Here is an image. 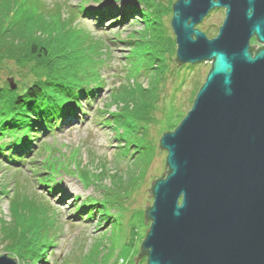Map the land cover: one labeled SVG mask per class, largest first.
I'll list each match as a JSON object with an SVG mask.
<instances>
[{
    "label": "rangeland",
    "instance_id": "374dc122",
    "mask_svg": "<svg viewBox=\"0 0 264 264\" xmlns=\"http://www.w3.org/2000/svg\"><path fill=\"white\" fill-rule=\"evenodd\" d=\"M23 1L0 0V41L19 51L0 61V87L11 92L0 119L12 115L13 97L46 80L47 97L50 89L67 93L75 106L57 130L32 140L22 167L0 162V218L16 237L29 240L12 243L0 229V255L16 264H134L150 225L144 223L153 201L147 189L165 167L160 137L190 109L211 62L177 66L171 26L176 0H31L35 13ZM143 10L148 26L138 17ZM92 12L99 16H85ZM223 18L224 9H213L196 27L211 38ZM29 41L62 57H28ZM58 60L64 66L57 67ZM96 85L101 88L92 98L79 95ZM20 250L39 254L30 261L16 255Z\"/></svg>",
    "mask_w": 264,
    "mask_h": 264
},
{
    "label": "water",
    "instance_id": "95a60500",
    "mask_svg": "<svg viewBox=\"0 0 264 264\" xmlns=\"http://www.w3.org/2000/svg\"><path fill=\"white\" fill-rule=\"evenodd\" d=\"M217 8L224 18L209 38L196 24ZM172 10L177 66L211 67L160 137L167 169L147 189L134 264H264V0H176Z\"/></svg>",
    "mask_w": 264,
    "mask_h": 264
},
{
    "label": "trees",
    "instance_id": "16d2710c",
    "mask_svg": "<svg viewBox=\"0 0 264 264\" xmlns=\"http://www.w3.org/2000/svg\"><path fill=\"white\" fill-rule=\"evenodd\" d=\"M25 2L30 3V7L31 9L33 8L34 13L37 11L34 10L38 9L36 8V3L31 2V0H24L23 4H25ZM86 10L87 7L84 6L81 7L78 12L80 13L81 11H84L83 13H85ZM98 13L99 12H97V14H93V12L92 14L86 13L85 16H91L89 18H95V16H99ZM143 13L145 14L144 17H138H141V20H144V24H147L146 26H148V24L151 22L150 16L148 12L145 13L144 10ZM135 21L138 22L140 20L136 19ZM145 25L144 27H146ZM10 29L11 27L6 28V32L8 33V35H11ZM142 30L143 28L141 29V32ZM138 33L140 34V31ZM131 42L132 45L137 43L136 40H131ZM27 43L28 44L24 48L28 57H36L37 60L49 59V61H52L55 57L59 59L60 57H62L61 52H56L53 56H51V51H48L45 44H40L35 41H29ZM1 44L3 43L0 41V61L5 58H13L15 56V53H19V51L16 50L13 46L8 47L6 43H4L3 45ZM56 62H58L57 67H59L60 64L64 66V64L60 60ZM187 66L192 67V64H189ZM41 68L43 67L40 65L38 69L41 70ZM95 87L96 88H92L89 90H81L79 92V95H86V93H88L89 95L87 94V96L90 99L93 97L92 95L94 94V89L98 90L101 88L100 85H96ZM48 88H50V86L48 85V80L42 81V83H35L28 86L22 94L16 95L9 101L10 112L12 113V115L5 119H0V162L2 161L5 164H9L15 167H22L23 163L29 161L30 159L29 148L30 144L32 143V140L37 139L43 134H47L48 132H53L54 130H57L56 123H63L64 117H66V115L72 111V108L75 106V99H72V95L68 97L67 93L56 94L52 92V89H50L51 94L49 95V97H47V94L49 93ZM9 90L10 89L8 88L3 89L2 87H0V105L3 103L2 100L4 99L5 95L7 98L9 97ZM127 95H129V92L124 94L123 97ZM126 102L127 101H125V103ZM122 107L124 108L126 107V105L123 104ZM115 114H117V112H115ZM115 114L112 116L114 121ZM8 133L9 135H11L9 139L10 141L5 142L2 137L4 134L7 135ZM55 188L56 187H54L53 190ZM50 192L52 193V191ZM89 204L94 206L95 203H88V205ZM90 205L88 207H91ZM88 211L91 210L89 209ZM103 215H106L107 217L109 216L105 212H103ZM112 221L114 222V218ZM0 229L3 233L2 239L9 240L12 243L16 240L15 243H22L23 246H25V244H27L29 241L20 236L16 237L14 232L11 231L9 223L2 221L1 218ZM42 253L43 252H41V254L39 255L41 258ZM20 254H22V256L28 255L31 261L34 260V256L38 255L39 253H35L34 251L29 253L27 250H20L16 255L20 256ZM30 261H25V263H28ZM144 262L146 264V259Z\"/></svg>",
    "mask_w": 264,
    "mask_h": 264
},
{
    "label": "flooded vegetation",
    "instance_id": "af4514ba",
    "mask_svg": "<svg viewBox=\"0 0 264 264\" xmlns=\"http://www.w3.org/2000/svg\"><path fill=\"white\" fill-rule=\"evenodd\" d=\"M255 43H256L255 38L254 37L251 38L250 39V42H249V44L251 45V47H253Z\"/></svg>",
    "mask_w": 264,
    "mask_h": 264
},
{
    "label": "bare ground",
    "instance_id": "6f19581e",
    "mask_svg": "<svg viewBox=\"0 0 264 264\" xmlns=\"http://www.w3.org/2000/svg\"><path fill=\"white\" fill-rule=\"evenodd\" d=\"M131 14H128V16H130Z\"/></svg>",
    "mask_w": 264,
    "mask_h": 264
}]
</instances>
